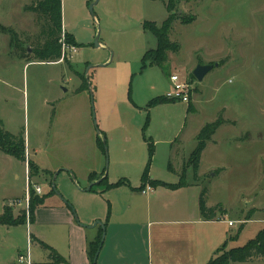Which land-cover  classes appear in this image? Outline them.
Listing matches in <instances>:
<instances>
[{
  "label": "rangeland",
  "instance_id": "1",
  "mask_svg": "<svg viewBox=\"0 0 264 264\" xmlns=\"http://www.w3.org/2000/svg\"><path fill=\"white\" fill-rule=\"evenodd\" d=\"M35 1L0 0V77L5 80H0V118L6 130L24 132L28 140L25 166L0 150V213L9 207L14 219L26 217L27 208L19 201L25 194V168L31 180L39 173L27 166L30 153L51 170L35 180L45 201L55 204L67 195L80 222L105 215L110 194H100L104 185L96 182L92 191L80 190L91 183L83 182L92 165V138L97 142L100 136L104 144V175L110 181L128 178L135 187L150 161L149 139L155 147L151 177L177 182L187 171L188 182H199L201 190L207 186L208 204L227 212L221 215L226 223L218 224L227 236L221 245L227 241L230 249L256 238L264 229V0H179L169 34L175 45L165 69L149 61L144 65L143 57L158 46L145 23L161 25L170 14L168 0H98L93 11L96 0H62L63 26L78 43L77 52L64 62L35 59L41 43L31 8ZM209 63L219 64L199 81L193 70ZM173 74L188 85L190 101L149 105L171 91ZM219 120L203 153L206 173L198 172L196 179L187 159L202 129L208 125L204 136ZM68 166L77 168L79 177H71ZM38 227L45 241L64 250L61 228ZM27 231L26 224L0 225V264H20ZM31 254L41 264L49 250L34 243ZM232 264H264V258Z\"/></svg>",
  "mask_w": 264,
  "mask_h": 264
},
{
  "label": "crops",
  "instance_id": "2",
  "mask_svg": "<svg viewBox=\"0 0 264 264\" xmlns=\"http://www.w3.org/2000/svg\"><path fill=\"white\" fill-rule=\"evenodd\" d=\"M63 29L69 32L64 26ZM1 63H3V58H0ZM46 63L52 64V62ZM0 80L5 82L2 77H0ZM80 89L82 87L77 88V91ZM25 139L27 145L28 140L27 138ZM92 140L90 142L91 151H89L92 165L83 183H89L91 181V183L94 182L96 184V180L99 179L100 182H97V184H102L101 181L105 177H107V181L110 184L124 181L111 188L103 184L104 188L100 194L104 195L107 192L108 195L110 194L109 211L105 215L102 214V216L92 215L82 217L84 220L80 222L76 218L75 211L73 212L71 210L72 205L66 194V199H59L58 202H53L55 204H51V202L46 200L36 208L34 219L29 227L31 229L29 234L31 244L36 243L42 248H45L43 246L44 244L50 245L66 260V264H92V260L88 254V247L89 243L96 239L101 228L100 225L95 227L90 226L96 221H102L105 225V238L98 257V264H209L219 249L227 243L225 241L221 245L227 236L223 232H220L218 227L220 222L226 223L227 220L224 217L221 218V215H225L227 212L211 220H206L202 216L200 210L201 189L199 182H188L186 180V171L185 185L174 188L169 186L170 184H178L181 178L177 182H167L157 179L162 183L154 186V193L144 194L141 190L146 183L143 180V174L139 187L133 186L130 180L125 177L116 181H110L108 175H104L106 168H101L103 158L98 138L97 142L93 138ZM212 143H217V140L213 138ZM27 154L28 159L33 161L37 168H39V173L34 176L32 182L41 185L35 180L37 177H42L43 174H48L51 170L40 166L38 161L33 159L30 153ZM81 159H85V156H81ZM202 160L203 154L201 162ZM201 162L199 172L204 175L206 172L201 170ZM23 164L24 166L26 165L24 162ZM68 167V170L66 169L65 171L71 177L72 175L79 177L77 168ZM63 169L61 168L57 171V176L60 175ZM26 173L27 169L25 168V180ZM94 173L96 177L92 180L91 176ZM214 174L216 175V171ZM153 179L156 178L151 177L149 173V180ZM93 186L90 190H87L89 186L84 185V188L80 190L82 192H90L94 188ZM140 194L147 196L146 201L137 199ZM111 195L118 198L111 200ZM40 196H44V194L42 193ZM219 218L221 219L219 220ZM25 224L27 225L26 222ZM38 224L41 226L47 225L54 228H61L65 232L64 238L66 243H64V250L60 248V244L54 241H45L47 236L38 227ZM0 225L7 228L14 227L5 224ZM32 225L35 226L34 230H32ZM226 233L228 234V232ZM27 238H29L28 235ZM45 259L44 263L41 264H54V260L50 258V251ZM34 264L36 263L34 262ZM62 264L65 263L63 262Z\"/></svg>",
  "mask_w": 264,
  "mask_h": 264
},
{
  "label": "trees",
  "instance_id": "3",
  "mask_svg": "<svg viewBox=\"0 0 264 264\" xmlns=\"http://www.w3.org/2000/svg\"><path fill=\"white\" fill-rule=\"evenodd\" d=\"M179 0H168V11L170 12L167 19L161 24L156 22L148 21L145 23V27L153 32L158 41V46L156 49H151L145 53L143 57L144 65L149 61L151 64H156L165 69V64L168 62V52L174 47L175 43L170 41L169 34L172 28V24L176 18V6ZM36 3L31 5L32 10L37 15V22L40 27V39L36 48L34 49V56L36 61H53L59 60L62 57V43L60 42L63 34V11H62V0H36ZM66 40L68 43L78 46V43L75 41L74 36L65 31ZM43 40V42H42ZM171 101L172 99L166 97H159L152 100L149 105L160 104L164 102ZM222 124V120L217 121L211 130L207 132L204 136L203 133L207 130L208 125L205 126L202 131L199 133L197 138V145L195 149L191 152L187 165L191 166L195 172L196 179L198 178V172L200 168V162L202 158L203 151L207 146V140L217 131V129ZM106 138V136H105ZM98 143L101 147L104 146L101 138L98 137ZM149 149H150V161L148 162L144 173L143 180L146 182L142 189L147 185L151 184L153 187L156 184L162 183L157 179L149 180V169L151 165V160L154 155V143L148 139ZM25 146L26 139L24 132L19 134H13L12 132L4 128L2 119H0V150L4 153L15 157L16 159L25 162ZM28 167L30 171L37 169L35 163L31 160H28ZM95 173L91 176V179H95ZM124 181H119L118 183L110 184L107 181V177L102 179L101 183L106 184L108 188L117 186ZM185 171L182 172L181 180L178 184H170V187H177L185 185ZM155 188V187H154ZM141 189V190H142ZM207 186H204L200 194V210L202 216L206 220L214 219L218 216L219 213L224 214V209L219 205L209 206L207 203ZM35 194L34 190L31 188V221L34 219L35 210L45 201L46 196H41ZM9 207L5 208L3 214H0V224L16 226L20 224H25V216L13 218L9 212ZM100 232L95 240L89 243L88 254L94 264L95 255L100 246L103 228L100 226ZM47 250L50 251V258L54 260V264H66V260L50 245H43ZM264 258V229L260 230L256 238L251 239L244 246H238L228 249L227 243L219 249L216 256H214L209 264H232L235 262H248L254 258ZM98 264V263H97Z\"/></svg>",
  "mask_w": 264,
  "mask_h": 264
},
{
  "label": "built area",
  "instance_id": "4",
  "mask_svg": "<svg viewBox=\"0 0 264 264\" xmlns=\"http://www.w3.org/2000/svg\"><path fill=\"white\" fill-rule=\"evenodd\" d=\"M62 43V57L57 61L61 62L64 61L66 58H72L73 54L77 52V46L73 45L71 43H68L66 41V35L65 30L63 29V34L61 38ZM54 63V62H52ZM170 81L172 83L171 91L167 94V97L170 99H179L184 102H189V93H188V85L180 78L179 75L173 74L170 77ZM28 154H27V166H28ZM26 189L25 194L23 197V200H19L20 202L24 203L27 210H26V220H27V226L28 230L31 225V188L34 190L35 194L41 195L42 194V187L39 184L33 183L30 176L29 171L27 168L26 173ZM154 191V187L151 184H147L144 189H142V192L144 194H149ZM17 202V201H16ZM230 225L233 224L232 221L229 222ZM28 247L26 251L18 256V261L20 264H34L32 260V254H31V237L28 233Z\"/></svg>",
  "mask_w": 264,
  "mask_h": 264
},
{
  "label": "water",
  "instance_id": "5",
  "mask_svg": "<svg viewBox=\"0 0 264 264\" xmlns=\"http://www.w3.org/2000/svg\"><path fill=\"white\" fill-rule=\"evenodd\" d=\"M98 2V0H96L94 3L91 4L90 6V9L93 11V8H94V5ZM96 44L98 46H101V43L98 41V37H97V40H96ZM219 63H209V64H198L196 66V68L193 70V74L194 76L199 80V81H202L205 76L211 71L213 70L216 66H218ZM97 182H100V180H98ZM95 183L92 182L89 187L87 188V190H90L92 188V186L94 185ZM76 218H77V215H76ZM78 219V218H77ZM97 225H100L103 230H104V233H103V236H102V240H101V243H100V246L97 250V253L95 255V259H94V264H97V261H98V257H99V254H100V251H101V248H102V244L104 242V238H105V225L102 223V221H96L93 225H91L90 227H95Z\"/></svg>",
  "mask_w": 264,
  "mask_h": 264
}]
</instances>
